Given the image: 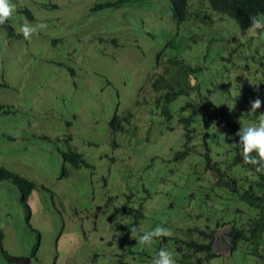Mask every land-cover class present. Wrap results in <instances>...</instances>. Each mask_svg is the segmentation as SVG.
I'll list each match as a JSON object with an SVG mask.
<instances>
[{
	"label": "rangeland",
	"instance_id": "obj_1",
	"mask_svg": "<svg viewBox=\"0 0 264 264\" xmlns=\"http://www.w3.org/2000/svg\"><path fill=\"white\" fill-rule=\"evenodd\" d=\"M117 1L12 0L16 11L6 26L18 34L25 22L47 27L26 41L0 39V82L12 86L0 99V167L37 186L25 201L17 186L0 181V264H153L136 255L133 238L122 239L118 224L132 220L127 213L143 204V230L162 226L174 235L185 228L182 214L200 210L194 211V202L203 194L193 183H182L170 162L173 148L182 146L181 128L162 135L164 124L151 117L154 94L147 81L158 52L203 46L204 35L189 22H174L170 0L97 7ZM249 36L237 38L246 44ZM173 43L179 47L169 49ZM210 68L215 76L225 63L218 57ZM236 73L232 79L252 85V74ZM128 111L134 120L115 131L113 117ZM69 148L90 166L66 164ZM209 206L220 219L221 205ZM231 227L216 229L219 256L211 264H258L244 248L232 255Z\"/></svg>",
	"mask_w": 264,
	"mask_h": 264
},
{
	"label": "trees",
	"instance_id": "obj_2",
	"mask_svg": "<svg viewBox=\"0 0 264 264\" xmlns=\"http://www.w3.org/2000/svg\"><path fill=\"white\" fill-rule=\"evenodd\" d=\"M124 2L118 0L97 7L101 10L119 8ZM170 2L174 22L177 25L189 22L194 31L198 27L205 38L202 42L207 44L197 48L189 46V50L171 54H166V48L158 52L153 73L147 81L154 94L153 102L148 103L152 105V119L158 118L164 124L162 135L174 130L175 125L181 128L182 146L173 148L170 162L176 164L177 176L183 175L182 183L198 186L203 197L194 202V211L200 209L197 213H181L185 228H179V234L158 238L148 248L138 243L139 235L143 234L138 232L137 240L134 239L139 250L136 255L148 258L149 262L164 249L173 254L176 264H211L219 256L213 248L216 229L232 224L228 233L232 255L244 248L247 258L255 257L258 264H264V172H257L255 166L244 162L240 138L236 135L242 127L258 123L259 114L264 113V104L257 112L250 110V101L257 97L264 101V52L261 49L264 41L252 35L245 44L237 38L238 34L241 40L244 35H250V17L260 18L264 14V0ZM151 36L157 38L155 34ZM193 40H199L198 34ZM177 47L179 45L173 43L169 49ZM218 57L225 63V71L213 76L210 67ZM243 71L253 76L250 87L231 78L233 72L240 77ZM218 76L221 81L217 80ZM133 120L129 111L122 116L116 113L111 126L121 132L123 123ZM64 156L66 164L75 168L90 166L84 155L72 148ZM64 173L67 174L66 170ZM0 181L17 186L25 201L37 188L34 182L2 167ZM183 191L186 193V189ZM211 201L221 205L220 219L213 218L212 212L217 211L209 206ZM127 214L133 215L132 220L118 224L124 240L131 237V227L143 229L142 222L146 218L143 204ZM3 240L4 232L0 228V244Z\"/></svg>",
	"mask_w": 264,
	"mask_h": 264
},
{
	"label": "clouds",
	"instance_id": "obj_3",
	"mask_svg": "<svg viewBox=\"0 0 264 264\" xmlns=\"http://www.w3.org/2000/svg\"><path fill=\"white\" fill-rule=\"evenodd\" d=\"M15 11L16 5L12 3V0H0V28H3L0 30V39L5 35L8 37L20 36L26 41L27 39H31L33 34H38V29L47 27L46 24L32 26L29 23L25 22L19 29L22 34H18L17 32H15L13 26L5 25L6 22L12 20ZM25 12L29 20L35 19L30 9H26ZM250 19L251 25L248 31L253 36H256L260 40L264 41V19L258 18L256 16L250 17ZM13 29L14 31H11ZM30 72L31 70H28L27 76ZM11 88L12 86H9L8 83L0 82V99L4 98L3 90ZM262 104H264V101H262L259 97H257L253 101H250L251 112H257V110L262 107ZM236 135L240 138L239 144L242 147L244 162L255 166L257 172H264V113L259 114L258 123L250 124L247 127H242L236 133ZM253 153H255V156L253 155ZM130 232L131 238L136 240L138 232H142L143 234L139 235L137 241L138 243L145 245L148 248L152 247L156 239L161 237H171L173 235L170 229L162 226H157L151 231H144L143 229H138L137 227L133 226L130 228ZM153 264H176V261L171 252L161 249L158 255L153 258Z\"/></svg>",
	"mask_w": 264,
	"mask_h": 264
}]
</instances>
